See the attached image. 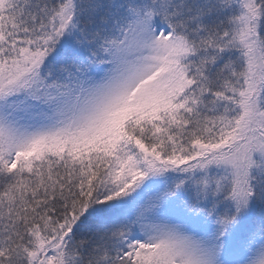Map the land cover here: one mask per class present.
Returning a JSON list of instances; mask_svg holds the SVG:
<instances>
[{"label":"snow or ice","instance_id":"obj_1","mask_svg":"<svg viewBox=\"0 0 264 264\" xmlns=\"http://www.w3.org/2000/svg\"><path fill=\"white\" fill-rule=\"evenodd\" d=\"M0 264H264V0H0Z\"/></svg>","mask_w":264,"mask_h":264}]
</instances>
